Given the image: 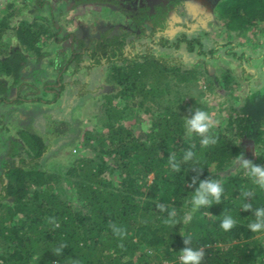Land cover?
Listing matches in <instances>:
<instances>
[{"label": "trees", "instance_id": "1", "mask_svg": "<svg viewBox=\"0 0 264 264\" xmlns=\"http://www.w3.org/2000/svg\"><path fill=\"white\" fill-rule=\"evenodd\" d=\"M168 5L123 9L136 32L110 29L89 43L78 41L79 51L51 61L58 80L45 84L38 73L34 83H27L24 69L40 58V39L52 37L34 24L12 25L9 11L0 17V107L17 102L53 105L65 90V73L72 76L104 65L118 90L110 101L125 102L122 107L103 105L105 121L84 133L80 152L67 158L65 173L61 166L62 173L46 169L44 162L54 143L72 134L69 122L47 115L44 130L29 124L19 131L20 139H0V264H179L184 238L204 250L202 264H264V232H251L248 225L255 216L242 210L244 203H251L253 211L264 207V189L242 168L234 169L235 158L246 157V149H255L251 161L264 165V84L249 82L240 102H230L220 119L213 118L218 123L210 134L217 137L216 144L203 147L199 136L188 137L184 118L192 114L183 111L182 100L206 94L196 86L200 78L214 81L201 67L209 66L213 52L186 34L175 42L160 36L159 46L166 50L149 47L155 42L152 36L170 28ZM220 18L228 31L241 34L264 23V0H226ZM147 24L152 26L149 32ZM183 44L186 53L170 52ZM31 52L36 59L27 57ZM229 73L219 75L221 86L237 84ZM71 85L79 87V97L90 93L80 81ZM187 151L194 157L184 162ZM172 155L179 172L169 165ZM198 174L200 180H218L224 192L219 205L213 202L192 213L194 188L188 185ZM245 191L253 195L245 198ZM172 210L177 213L175 226L164 223ZM224 216L236 221L230 231L220 226ZM61 246H66L63 254L56 256L53 252Z\"/></svg>", "mask_w": 264, "mask_h": 264}, {"label": "rangeland", "instance_id": "2", "mask_svg": "<svg viewBox=\"0 0 264 264\" xmlns=\"http://www.w3.org/2000/svg\"><path fill=\"white\" fill-rule=\"evenodd\" d=\"M226 0H0V17L13 14L11 23L34 24V27H41L47 30L52 37L46 35L40 39L41 56L38 61L30 60L31 63L24 69V80L27 83H34L35 74L38 73L39 80L43 83L56 82L58 77L52 76L54 69L51 61L60 62L63 53L71 54L79 51L78 41L86 43L110 29L118 30L124 28L129 32H136L135 23L123 13L124 11H136L138 8L163 5L170 7L169 29L164 34L152 36L149 47L153 51H163L167 47L159 46L160 36L165 35L170 41L175 42L178 37L186 34L190 39L197 37L204 45V50L213 52L209 54V66H201L207 69L211 80H201L199 90L206 92L184 97L182 104L185 112L191 114L197 108L206 107L207 112L213 114V118L220 119L222 111L228 107L230 102H240L248 91L249 82L254 87L264 84V73L261 69L264 66V23L246 27L243 33L228 31L220 20V9ZM171 5V6H170ZM147 31L151 25L145 26ZM75 41V45L73 42ZM7 43V42H6ZM10 45L7 43V45ZM11 46H18L17 42L11 41ZM186 45L176 51L179 54L185 52ZM195 56V55H194ZM30 59H36V54L31 52L27 55ZM191 62L192 56L187 55ZM202 58L197 59L195 65H199ZM213 58H216L214 61ZM257 59H260L258 61ZM194 63V62H193ZM260 63L259 65H257ZM202 64V63H201ZM188 66L190 64H187ZM73 68V67H72ZM203 69V68H202ZM201 69V70H202ZM109 67L83 68L78 74L68 76L65 73L63 84L65 90L60 100L53 105H42L29 102H17L11 106L0 107V139H20L19 131L32 124L39 130L46 127V116L52 115L59 120H65L71 124L72 134L67 138L54 143L47 160L45 168L56 173H64L68 166V156L77 155L80 152V145H83L84 133L93 129L98 123L105 120V108L103 105L110 102L120 107L125 102L120 99L110 101L111 97L118 91L116 85L109 80ZM229 70V78L237 82V86L229 84L221 86L219 75ZM73 81H80L87 85L90 93L79 97V87L71 85ZM192 87V86H191ZM228 87L230 90L226 89ZM211 90V91H210ZM200 97V98H198ZM219 117V118H217ZM125 122V121H124ZM127 124V123H126ZM98 127H95L97 129ZM246 159L251 160L250 155L255 149H246ZM86 154V152H81ZM64 169H60L59 167ZM241 169L237 163L235 170ZM153 177L149 176L151 183ZM114 180L118 181L115 177ZM65 187V186H64ZM66 189V188H65Z\"/></svg>", "mask_w": 264, "mask_h": 264}, {"label": "clouds", "instance_id": "3", "mask_svg": "<svg viewBox=\"0 0 264 264\" xmlns=\"http://www.w3.org/2000/svg\"><path fill=\"white\" fill-rule=\"evenodd\" d=\"M185 119V133L188 137H192L193 134L201 138V145L203 147H208L217 143V137L211 135V130L218 123L213 119V114L203 110L202 108H197L194 113ZM194 153L192 151H187L183 157L184 162L192 160ZM239 166L245 171L252 182L259 188L264 189V165L254 164L251 160L246 159L243 154L235 158ZM169 165L171 168L179 172L180 165L176 162L175 156L169 157ZM193 171H197L193 169ZM202 173V172H200ZM189 188H194L191 196V212L195 213L202 207H210L213 202L219 205L221 202V196L223 195L224 189L222 188L218 180L205 179L200 180L199 174L192 178L191 184L188 185ZM245 198L251 197L253 195L250 191H245L242 193ZM161 210H164V205H159ZM242 210L245 212H252L255 216V220L249 223L248 228L253 233L264 232V207L257 208L253 211L251 203H244ZM177 213L175 210L169 212L168 219L164 221L165 224L170 226H175L178 221L175 219ZM191 219V213L186 214L184 217V222L187 223ZM236 225V221L231 216H224L221 222V228L225 231H230ZM113 231L117 235H123L120 229L115 225H110ZM58 227V225H57ZM185 247L179 252V264H202L205 252L203 249H197L189 246L191 241L184 238ZM66 246H61L57 248L53 253L56 256L63 254L64 248Z\"/></svg>", "mask_w": 264, "mask_h": 264}]
</instances>
